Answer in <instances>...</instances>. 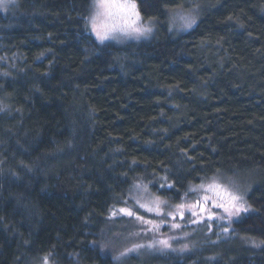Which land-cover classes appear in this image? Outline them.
<instances>
[{"label":"trees","instance_id":"16d2710c","mask_svg":"<svg viewBox=\"0 0 264 264\" xmlns=\"http://www.w3.org/2000/svg\"><path fill=\"white\" fill-rule=\"evenodd\" d=\"M91 2L0 12V264H264V0H134L154 32L123 45L90 33ZM215 176L247 183L251 210L190 240L186 216L183 251L101 247L134 185L172 205Z\"/></svg>","mask_w":264,"mask_h":264},{"label":"rangeland","instance_id":"374dc122","mask_svg":"<svg viewBox=\"0 0 264 264\" xmlns=\"http://www.w3.org/2000/svg\"><path fill=\"white\" fill-rule=\"evenodd\" d=\"M98 0H92L91 2V13L90 16H92L96 12V7L94 6ZM104 3H125L127 0H103ZM15 0H0V12H4L5 10H10L11 8L14 7ZM189 8V9H188ZM188 8L182 9L180 7L177 8V10L172 11L169 14V29L173 32V34H181L189 31V28L183 27L184 21L180 19L181 16H195L196 20L197 18V10L188 6ZM197 8V7H196ZM188 9V10H186ZM137 10V9H136ZM103 11V10H102ZM138 12V11H137ZM89 16V17H90ZM103 17L101 22H103ZM132 19H135L133 17ZM89 24V29L90 33L94 36V38L97 40L99 43H112V44H117V45H123L127 42H135V41H146V39H149L152 34H153V29H154V24L153 21H143L140 19L136 22L137 27H142V28H149L151 31L147 32V34H141V35H124L123 33L117 32L115 33L114 36H110L108 39L104 41H100L96 33L92 30L91 24L89 23V18L87 20ZM197 22V21H196ZM213 178H216V180L224 184L226 186H231L232 183L234 182L236 185L240 186L241 189V194L244 197H246L247 189L244 187L245 183L240 180L236 179L237 177H230L228 178L225 177H219L215 176L210 179H207V181L201 183L204 185H207L208 183L212 182ZM200 184V185H201ZM250 187V184H248ZM248 187V189H249ZM198 191L197 197L191 199V202L189 203H182L186 207L182 209L184 212V216L180 217L179 214H176L175 216H168L165 214L157 215L156 213L152 212H147L145 209L140 208L136 204V199H140L142 203H149V201L155 197H158L154 193H151L150 190L147 187V194L144 192H138L134 187L132 188L130 192V197L128 201L130 202V205H122V207H128L132 208L135 212H137V215L144 216L145 220H152L154 223L159 224L160 227L157 230V232L152 233L151 225L141 223L137 220L134 219V217H128V216H117V221L115 224H111V228L107 226V229L103 232V238H104V243L108 245L106 248L108 251H111V253H114L115 257L118 256L121 252L124 251L125 248H130L132 247L133 244H140V245H148L154 240H160V239H168L169 242L172 245V249H164L160 250L159 246H156L155 248L149 249L147 247L140 249L138 252H132L127 255H134V254H152V253H167L168 251L174 252L175 250H184V243L180 242L182 241V238H178V236H182L177 231L179 228H173L171 225L172 224H179L181 221H184L187 216L188 219H198L197 216L192 215V209L187 207L188 205L194 204L196 201L200 200L202 201V198L205 194L211 195V193H206L204 189H201L199 187L196 188ZM246 189V190H245ZM249 191V190H248ZM247 192V193H246ZM135 198V199H134ZM246 201V200H245ZM175 204H170L167 203L166 205H163V211L164 213H167L169 211H174V206ZM209 208L216 214V209L211 203L208 205ZM119 208V207H118ZM195 211L199 212V209H195ZM219 212V211H218ZM204 217H207V214H203ZM217 215V214H216ZM123 216V217H122ZM122 217V218H120ZM203 223H192V225L189 227L190 233L185 234L187 238H191L192 235H199L203 231ZM161 228H165V231L162 233ZM171 229V232L169 233V230ZM205 230V229H204ZM127 232V233H125ZM130 232V233H129ZM173 232V233H172ZM204 232V231H203ZM129 233V234H128ZM136 234V235H133ZM181 243V244H180ZM174 249V250H173ZM186 250V249H185ZM122 258V257H121ZM121 260V259H120ZM26 264H44V258H37L36 260H32L27 262ZM48 264H52V262L49 261L48 259Z\"/></svg>","mask_w":264,"mask_h":264},{"label":"snow or ice","instance_id":"6c2138e0","mask_svg":"<svg viewBox=\"0 0 264 264\" xmlns=\"http://www.w3.org/2000/svg\"><path fill=\"white\" fill-rule=\"evenodd\" d=\"M94 6L96 7V12L89 17V23L100 41H104L110 36H114L117 32L123 33L124 35H141L147 34V32L151 31L149 28L136 26V22L139 20V13L136 10L137 6L134 0H127L125 3L111 4L104 3L103 0H98ZM102 17L104 18L103 22H101ZM133 17H135V19H132ZM180 19L184 21L183 27L185 28H191L196 23L195 16H181ZM133 187L138 192H144L147 194V185L141 183L136 184ZM198 187L204 189L206 193H211V195L205 194L202 201L198 200L194 204L187 206L193 210L192 215L198 217L197 220L193 221L194 223H199L204 218L203 214L205 213L207 214L208 219L216 217V214L208 207L209 203H211L215 208L222 209L224 215L219 218H226L229 223H231L234 218H239L242 213H247L251 210V206L247 205L243 195L241 194L240 186L236 185L234 182L231 186H226L219 183L216 178H213L212 182L207 185L201 184ZM136 204L140 208L145 209L147 212L156 213L157 215L165 214L168 216H175L176 214H179L180 217L184 216L182 209L186 207L182 203L176 204L172 206L174 207V211L164 213L162 206L166 205L167 201L159 197L151 199L149 203H142L140 199H136ZM195 209H199V212L195 211ZM120 215L134 217L135 220L141 223L151 225L154 231L158 230L160 227L159 224L154 223L152 220H145L144 216L137 215L132 208L128 207H114L110 209L109 219H114ZM171 226L173 228L180 227L179 224H172ZM223 231L227 233L229 229L225 228ZM156 246H159L160 250L172 249V245L168 239L154 240L146 246L133 244L132 247L125 248L124 251L114 257V259L120 260L121 257H124L129 253L138 252L140 249L145 247L152 249ZM101 247L106 248L107 245H101ZM187 247L188 245H184L185 249ZM44 264H48L47 256L44 258Z\"/></svg>","mask_w":264,"mask_h":264}]
</instances>
